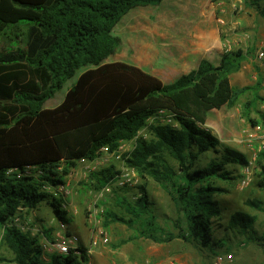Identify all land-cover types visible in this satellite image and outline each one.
<instances>
[{
    "label": "trees",
    "instance_id": "obj_1",
    "mask_svg": "<svg viewBox=\"0 0 264 264\" xmlns=\"http://www.w3.org/2000/svg\"><path fill=\"white\" fill-rule=\"evenodd\" d=\"M162 1L0 0V36L16 42L0 51V243L10 252V263L83 264L80 258L86 259L87 252L81 243L78 253H53L45 260L42 239L53 242V228L31 235L14 219L45 204L55 220L69 225L64 199L46 188L66 184L80 159L94 161L102 148L112 153L130 141L134 145L123 159L143 183L112 189L118 211L105 208V199L98 202L104 207V231L113 223L134 230L119 245L138 238L156 244L178 239L215 253L226 246L229 230L246 232L256 224L257 216L236 210L226 236L217 237L222 209L215 197L224 192L218 181L232 179L228 165L245 166L248 159L203 128L211 111L232 108L246 94L252 99L243 105L244 117L252 125L260 123L249 117L264 102L260 74L254 85L230 83L253 49L225 51L217 66L203 60L170 84L128 63H104L120 45L113 30L123 17ZM253 5L264 18V0ZM79 71L63 100L44 108ZM161 110L172 115V124L155 119ZM142 130L149 132V140L138 136ZM210 153L216 156L202 165L199 156ZM256 156V185L264 191V151ZM118 175L113 166L97 169L89 173L84 189L99 192ZM148 178L171 197L178 214L176 233L159 223L146 189ZM258 204L250 202L260 209ZM256 236L252 230L247 238L264 241Z\"/></svg>",
    "mask_w": 264,
    "mask_h": 264
},
{
    "label": "rangeland",
    "instance_id": "obj_2",
    "mask_svg": "<svg viewBox=\"0 0 264 264\" xmlns=\"http://www.w3.org/2000/svg\"><path fill=\"white\" fill-rule=\"evenodd\" d=\"M255 2L256 0H163L158 6L136 8L124 16L114 28L113 35L119 38L120 45L104 63H128L157 77L164 84H170L180 76L197 69L203 60L216 66L223 52L237 49L245 51L247 48H252L253 56L243 62L240 70L230 77V83L237 88L254 85L260 74L263 83L259 96L264 98V57H258L259 52L264 48V18L260 15L258 7L253 5ZM259 4L262 7L261 1ZM12 43L15 45L16 42L12 41ZM12 43L4 36H0V51L13 48ZM255 66L257 69L254 68ZM79 74L80 71L68 80L62 89L44 104V108L57 106ZM251 99L252 95L246 94L232 108L223 107L211 111L203 128L207 129L219 144L242 153L248 159L245 166L228 165L226 169L232 179L218 181L224 192L215 197L222 209L221 218L216 221L220 226L217 237L226 236L227 231L224 229L227 228L230 214L236 210L257 216L253 227L246 232L240 229L229 230L226 246L211 253L178 239L170 243L156 244L138 238L119 245L122 240L133 237L134 230L120 223H113L105 230L109 241L92 249L87 253L86 259L81 257V262L83 264H264V241H257L255 237L247 238L252 230L257 232L258 236L264 237V211H262L264 191L256 185L260 172L256 164L257 156L254 155L256 142L250 145L246 141V135L251 132L254 125L243 114V105ZM249 117L260 122L258 124L264 127V102L259 101ZM138 136L145 140L151 138L147 130H142ZM125 145L126 150H131L134 144ZM215 156L216 153L200 155V163L205 165ZM166 159L177 168L172 158L166 157ZM99 161L97 169L113 166L119 170L120 164L107 155L102 156ZM246 167L249 170L250 181L248 185L242 186L241 181L247 177ZM137 180L135 186L143 183L139 175ZM67 182L68 192L62 198L71 222L64 234L77 235L79 242L87 249L92 237L97 234L96 229L100 227L104 230L99 212L104 207L102 208L98 202L105 199V208L111 207L118 211L114 201L115 195L113 192L104 194L100 200H96V207L91 208L90 205L95 200L92 196L97 192L85 191L84 188L89 182V172L81 166L76 165L71 170ZM146 189L154 204L159 223L168 231L176 233L174 225L178 214L169 194L150 178L146 180ZM78 191L81 194H75ZM78 197L81 200L80 204L76 200ZM250 202H259L260 209L250 205ZM90 212H94L93 217L96 216L98 223L94 224L89 217ZM57 222L48 206L43 204L38 210L23 216L20 224L31 235H40L44 228H53L52 238L53 232L57 231ZM54 250L53 247L46 252L45 260H48V256L53 254ZM9 260H11L10 252L0 243V264H12Z\"/></svg>",
    "mask_w": 264,
    "mask_h": 264
},
{
    "label": "built area",
    "instance_id": "obj_3",
    "mask_svg": "<svg viewBox=\"0 0 264 264\" xmlns=\"http://www.w3.org/2000/svg\"><path fill=\"white\" fill-rule=\"evenodd\" d=\"M229 51V50H227ZM259 58H263L264 57V48L262 51L259 52L258 54ZM155 119H159L162 123H167V124H172L173 120H172V115L164 110L159 111L158 116ZM246 141L251 145L253 142H256L255 145V150H254V155H257L259 152L264 151V127L262 125L256 124L254 125L253 129L251 130V132H249L246 135ZM128 144L129 146L132 144V141L130 142H124L122 143L118 150L109 153L107 148H102L99 152V156L97 159H95L94 161H89L86 160L84 158L80 159L77 162V165H81V167L85 170H87L89 173L93 172L95 170H97L98 165H99V160H101L102 156L107 155L110 158H112L114 161L118 162L120 164L119 167V175L117 176L116 181L112 184V185H108L107 187L101 189L99 192H97V194H95L94 196H92L95 200L91 203L90 207H96V200H100V198L104 195V194H108L112 192L113 188H122L124 186H128V187H133L136 185L137 183V171L134 168L128 167L125 164V161L123 159V155L127 152H129L130 150H126V145ZM132 149V148H131ZM9 173V171H8ZM245 173L247 174V177L245 179H243L241 181V185L242 186H246L249 183V170L246 167L245 168ZM70 176V174H69ZM68 176V177H69ZM67 177V178H68ZM67 186H68V182L66 181V184L64 185H59L57 188L52 189L50 187H47L46 189L53 193L54 195H61L63 198L65 197V194H67L68 190H67ZM137 197H139V194L133 196V199H136ZM99 212H102V209L99 210ZM93 213L94 212H90L89 217L92 218V221L94 222V224L98 223V221L96 220V216L93 217ZM15 223L18 224L22 230H24V228L21 226L20 222H21V218L19 216H17L14 219ZM56 229L57 231L53 232V236H52V240L53 242H49L48 240H43L42 241V247L43 250L45 252V256H46V252L50 251V249H52L53 247L55 248L54 253H57L59 255H68L70 252L74 251L75 253H78L79 251V239L78 236L75 234H70V235H65L64 232L67 231L68 229V225L64 222L58 221L56 224ZM97 234L92 237L91 242H90V246L89 248L86 249L87 253H90L92 251V249H94L95 247H97L99 244L103 243H107L109 241L107 233L101 229L100 227H98L96 229ZM0 239H1V234H0ZM44 256V259H45ZM230 258V256L228 257Z\"/></svg>",
    "mask_w": 264,
    "mask_h": 264
},
{
    "label": "crops",
    "instance_id": "obj_4",
    "mask_svg": "<svg viewBox=\"0 0 264 264\" xmlns=\"http://www.w3.org/2000/svg\"><path fill=\"white\" fill-rule=\"evenodd\" d=\"M219 49H220V46H219ZM262 50H263V49H262ZM220 56H221V55H220ZM246 61H248V59H247ZM216 66H217V65H216ZM235 74H236V73H235ZM233 75H234V74H233ZM231 76H232V75H231ZM231 76H230V77H231ZM77 166H81V165L78 164ZM75 194H81V193L78 191V192H76ZM76 200H77V203L80 204V201H81V200H80V197H78ZM76 200H73V201L76 202Z\"/></svg>",
    "mask_w": 264,
    "mask_h": 264
}]
</instances>
